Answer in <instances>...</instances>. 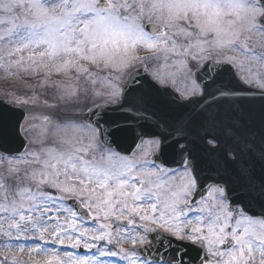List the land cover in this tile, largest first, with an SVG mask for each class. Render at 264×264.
<instances>
[{
  "label": "snow or ice",
  "instance_id": "snow-or-ice-1",
  "mask_svg": "<svg viewBox=\"0 0 264 264\" xmlns=\"http://www.w3.org/2000/svg\"><path fill=\"white\" fill-rule=\"evenodd\" d=\"M257 2L259 20L253 0H0V70L8 75L43 74L39 86L57 90V103L42 117L44 135L50 133L54 146L9 156L12 182L0 178L2 243L9 254L13 245L21 253L28 247L30 259L13 256L10 261L4 254L0 264H103L97 254L127 264H256L257 256L264 264V203L258 214L252 213L234 195L228 179L202 176L188 145L180 143L185 138L181 127L174 129L167 145L163 135L144 141L141 130L148 150L144 158H129L106 139L110 133H100L98 120L93 127L91 121L78 124L79 117L62 114L82 95L86 99L90 90L99 94L90 86L102 80L123 114L122 120L112 122L116 131L149 120L135 97L127 100L143 87L132 72L121 92L115 90L124 71L142 59L135 55L136 46L165 57L182 47L193 60L209 59L199 55L205 46L217 50L239 45L251 53L247 34L259 33L264 39V0ZM17 8L23 19L15 16ZM145 18L151 32L145 30ZM176 36L185 37L187 45H178ZM258 58L264 60V53ZM54 74L63 79L52 80ZM229 95L223 87L209 92L205 86L200 92L201 99L208 97V109L218 97ZM206 118L216 121L220 114ZM85 128L90 133L87 144L77 135ZM225 134L237 144L227 151L226 160L236 163L244 151L254 153L258 136L259 159L264 162V114L258 130L234 116ZM97 135L105 145L99 159ZM205 135L206 144L215 150L219 138ZM165 147L179 156L176 162L184 171L178 177L176 169L155 163ZM148 151L153 152L151 161ZM20 164L31 166L22 178ZM260 192L264 195V183ZM61 246L95 249L96 254L76 259L65 253L68 259L63 260L57 251ZM189 249L195 255H189ZM37 254L47 258L31 259Z\"/></svg>",
  "mask_w": 264,
  "mask_h": 264
},
{
  "label": "water",
  "instance_id": "water-1",
  "mask_svg": "<svg viewBox=\"0 0 264 264\" xmlns=\"http://www.w3.org/2000/svg\"><path fill=\"white\" fill-rule=\"evenodd\" d=\"M147 29L151 31L149 26H147ZM207 72L206 68H204L196 74V80L201 83L204 89L206 86L207 91L215 92L216 88L223 87V80L220 73L214 75L211 80L206 81V75L209 73ZM137 75L138 74H135L133 79L142 83V90L139 93H130L127 100L132 101L135 97L137 107L142 108L148 113L150 116L149 120L138 121L130 128L116 131L112 126V122L122 120V112L115 107H100L89 111L85 115L86 121H91L95 126V121L98 120L102 126L100 133H110V136H107L106 139H110L111 145L114 149L123 155L132 154L136 146L141 142L139 136V132L141 130L145 133L143 139L151 138L153 135H163L166 138L165 144L167 145L168 141L175 137L174 129L181 127L183 129L182 134L185 138L180 140V143H186L188 145L192 159L197 165L200 174L202 176L223 175L221 173L222 167L218 168L216 166L210 168V164L207 163L206 159L208 148L204 145L205 136L201 135L203 130L199 129L201 124L205 127V123H207V121H212L206 117L210 116L212 113H216L218 107H215L214 109V106L218 105V103L212 104L211 108L208 109L206 108V103L208 102L207 96H204L203 99L198 98L181 101L178 96L174 97L167 89H160L154 84H150L146 76L137 77ZM227 85L229 90L231 88H236L237 86V84L232 82L231 78H229ZM259 96L261 97L260 100L257 98ZM248 97L251 98L242 96L238 99V101H240L243 105V110H246L245 103L251 102L250 99L253 98L257 106L259 104L264 105V96L252 95ZM229 99L232 100L233 98ZM128 106L129 105L126 102L124 107L127 108ZM258 108L259 110L254 114L242 115V118L257 130L260 125V117L264 114V107L260 109L258 106ZM202 109L204 110L203 112ZM251 109L255 110L252 107ZM193 110L195 111L194 115ZM233 117V115L229 116L232 121ZM22 118L23 112L20 108L6 105L4 101L0 99V152L14 154L22 151L24 148L25 142L19 131V125ZM193 118L197 123V128L193 122ZM224 141L228 142L229 149L237 147L236 142L229 137L228 139L225 138ZM101 143L103 144V142ZM219 145H221L220 138ZM240 147H243L242 143ZM259 148L260 141L257 136L256 150L254 153L244 151L241 154L240 160L236 163L228 161L224 166V169L228 166V177H226V179L229 180L230 187L233 189L234 195L240 200H243L250 211L255 214H258L261 211V204L264 203V195L253 192L255 185H257L260 181L264 182V162L259 159ZM155 160L163 162L165 165L170 167L180 166V164L176 162L179 161V156L172 153L168 147H165L164 154ZM213 168H215L214 171H211ZM189 255H195V252L189 249Z\"/></svg>",
  "mask_w": 264,
  "mask_h": 264
},
{
  "label": "rangeland",
  "instance_id": "rangeland-1",
  "mask_svg": "<svg viewBox=\"0 0 264 264\" xmlns=\"http://www.w3.org/2000/svg\"><path fill=\"white\" fill-rule=\"evenodd\" d=\"M256 7L258 9V14H259V7L257 6V4H256ZM14 14L18 18L23 19V12L21 9L17 8L15 10ZM145 22H147L146 18L143 21V23H145ZM6 26L7 25H5V27ZM257 35L260 36L259 34H257ZM174 38H175L176 43L178 45H187V43H188L186 38L182 39V36H176ZM260 39H261V37H258V38L253 37V38L249 39L248 45H249V47L252 48V52L248 53V55H250V56H248L249 60L246 59L245 61L251 62L253 64V66L261 65L258 68L263 69V73H264V60H261L258 58V57H260L261 53H264V43L260 42ZM193 43H195V41ZM140 47H141V45H137L135 52ZM146 49L147 48H145L144 46L141 48V50L139 49L140 51H142L140 53L144 54L145 58L142 57V59L135 61L133 64H131V67H133L134 65L145 64L149 67L152 75L155 78L161 77L160 75H162V74H165L167 76V70L164 73H161L160 70H157V66H156L158 63H161V61L164 60L163 59L164 54L163 53H161L159 55H153L152 53L148 54ZM241 49L242 48H240V46L237 45L233 51H236L237 53H239L240 52L239 50H241ZM226 50H228V49L226 48ZM175 51H177V52H170V55H173L175 57V60L178 61L179 55H184L183 54V48L178 47ZM222 52L223 51H220L219 56H220V54L221 55L223 54ZM135 55L138 56L137 53H135ZM232 62H243V60L236 58ZM172 63H174V62H172ZM125 72H126V70L122 74V78L124 77ZM246 72L252 73V71H249V70H246ZM183 73H185V71H183ZM257 74H262V73L259 72ZM105 75H106V73H101V76H105ZM41 79H43V74H40L38 76L27 75L24 73H20L19 75H8L3 70H0V97H3L6 100V102H8L9 104H23L24 100L28 97H31L32 95L43 96V97L49 98L50 100H52V98H56V92H57L56 88L52 87V86H48V85H45L43 88L40 87L39 81ZM51 79L52 80H62L63 77L60 75L54 74L51 77ZM121 79L119 81H121ZM119 81L116 85L117 88L115 89L117 92H118V87L120 85ZM26 85H34V87L29 88V87H26ZM92 87H94L96 93H99V94H95L90 90L86 99L82 95L79 102L75 106H71V105L68 106L66 109L63 110L62 114L68 115V116L75 115V116L79 117V120H77L76 123L85 125L84 123L79 122L81 119L80 116L82 114V111L80 110L81 109L80 102H83L84 100H89V101L98 100V99L102 98L103 96L108 95V93L110 91L108 83L106 81H102V80H97V83L94 86H90V89ZM106 99L107 100H104L105 104H109L110 102H112L109 97H107ZM18 101H20V102L18 103ZM93 102L98 103L100 101H93ZM52 103L56 104L54 101ZM44 126H45L44 123H35V124L33 123V124H29V125H24L21 127L22 134L28 140V147L23 154H26L29 152H38V151H40L41 147L54 146L53 138L50 135V133L47 136L44 135ZM77 135H78V137L83 136L84 137L83 142L85 144L88 143V136L90 135V133L88 132L87 128H85L82 133H78ZM42 141H43V143H42ZM147 150H148V148L146 147V145L142 146V148H140V150L138 152L139 158H142L144 156L145 151H147ZM101 152H102V150L100 149L99 151H97L95 153L97 159L100 158ZM149 153H150V151H148V155H149ZM148 155H147V157H148ZM135 157H137V156H135ZM12 166H16L15 162H13ZM18 166L21 169V171H20L21 178L23 177L25 170H30V168H31L30 165H26V164H20ZM9 167H10V165L8 162V158L3 157L2 159H0V178H3L6 183L12 182V178L9 177V173H8ZM179 175L180 174H176L177 177ZM2 240H3V238L0 237V255L8 254L10 261H11L13 256L17 257L19 260H25L26 261V260L30 259L29 255H28V247H25L23 253H21L20 251H18V248L16 247V245H13L11 250H10V254H9L8 250L5 249V247H4ZM21 243H23V241H21ZM29 246L34 247L35 245L30 244ZM124 246L130 247L129 244H125ZM78 249H73L71 247L61 246L57 249V251L63 260L68 259V257L65 255V253L72 254V256L76 259L82 258L84 256L91 257L93 254H96L95 249L84 248V250H86L85 253L83 255H80L78 252ZM46 258L47 257L44 256L43 254H37V255H34L33 257H31V259L39 260V261H43ZM97 259L102 260L103 264H127L126 261H121V259L119 257H108V256L99 257V255L97 254ZM259 259H260L259 256H257L256 264H259Z\"/></svg>",
  "mask_w": 264,
  "mask_h": 264
},
{
  "label": "flooded vegetation",
  "instance_id": "flooded-vegetation-1",
  "mask_svg": "<svg viewBox=\"0 0 264 264\" xmlns=\"http://www.w3.org/2000/svg\"><path fill=\"white\" fill-rule=\"evenodd\" d=\"M190 90V89H189ZM191 94H193V93H191Z\"/></svg>",
  "mask_w": 264,
  "mask_h": 264
}]
</instances>
